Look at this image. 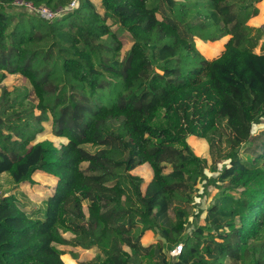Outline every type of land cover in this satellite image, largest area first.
<instances>
[{
  "label": "trees",
  "instance_id": "trees-1",
  "mask_svg": "<svg viewBox=\"0 0 264 264\" xmlns=\"http://www.w3.org/2000/svg\"><path fill=\"white\" fill-rule=\"evenodd\" d=\"M15 1L0 0V86L17 73L31 89L2 86L0 173L57 182L43 212L0 197V264H65L59 245L95 247L84 264H264V128L252 132L264 119V28L247 24L258 0H97L102 12L76 0L51 20ZM120 31L132 42L122 57ZM195 39L223 47L204 57ZM44 124L66 142L37 140ZM220 160L204 224L183 237L195 185ZM144 163L143 190L131 171ZM146 230L163 240L142 245Z\"/></svg>",
  "mask_w": 264,
  "mask_h": 264
},
{
  "label": "rangeland",
  "instance_id": "rangeland-1",
  "mask_svg": "<svg viewBox=\"0 0 264 264\" xmlns=\"http://www.w3.org/2000/svg\"><path fill=\"white\" fill-rule=\"evenodd\" d=\"M94 2H95L96 7L98 8V10L100 12H102L101 8L99 7L98 1L94 0ZM254 5H255V7H257L258 12L256 15L251 16L248 19L247 24L254 29L264 28V0H258L257 2H255ZM15 7H19V8H11V9H15L16 11H25L28 13L38 14L35 10L30 9L29 7H27L25 5L16 4ZM107 23H110V20H108ZM111 28L114 30V29H116V26L112 25ZM119 34H120L119 38L122 42V48L120 50V56L122 57L125 54V52L130 49L132 42H131V37H130L128 32L120 31ZM225 38H226V36H225ZM260 41H262V40H260ZM260 41H259V43H260ZM195 42L197 43L196 48L198 49V51L201 54L203 53L205 56H210L218 48L223 47L221 40L209 41V40L195 39L194 43ZM259 43L254 48L255 52H259V50H260L259 49ZM210 58H212V57H210ZM2 86H4L7 91H11L14 88H22V89L25 88L28 90L31 89L29 82L22 75L17 74V73L6 75L4 80L1 82L0 94L2 93ZM44 128L46 129V131L43 132L42 134L38 135L37 140L49 139V140L53 141L56 146H59L61 141H65V139L63 137H57V136H54L53 134H51L48 124H44ZM262 128H264V119L261 123L253 125L252 132L256 133L257 131H259ZM186 141H187L188 145L191 147V149L193 150L195 155L206 157L208 164L211 162L210 157H209V153H208V145L204 139H200V138L193 135V136H191V138L187 137ZM84 147L87 150H89L90 152L95 151V149L97 148V147H92L90 145H85ZM228 163H229L228 160H220V161L216 162V169L215 170H210V168L204 169L203 172H204V175L206 176V178L205 179L201 178L200 180L197 181V183L195 185L194 192H193V202H192L194 213L191 214L186 220V224H185L186 226H185V229L183 232V237H185L186 235H189L196 226L204 224L203 218L205 216V211L214 202L215 197L217 196V192L220 190V188L218 189L217 186H215V184H213L209 180V178L216 177L223 170V168L225 166H228ZM82 165L84 166L85 163ZM169 168H170V166L167 165V167L165 168V171H168ZM131 173L134 175H138V176L142 177L143 182H142L141 186L144 190L147 182L150 180L149 178H150V175L152 173L150 166L148 164L144 163V164L139 165L136 168H134L131 171ZM0 174H1L0 175V197H1L3 194H5L7 192H11V190L15 186L11 180V177L9 176V174L7 172H5L3 174L0 173ZM44 174L36 176V178L37 177L39 178V181L37 183L38 184L37 191L33 193V195H34L33 197L31 196V191L27 190L28 191L27 197L29 198V203L26 202L25 199L24 200L28 205L29 204L35 205V201H36L35 197H37V195H39L37 198L39 201L41 199V195L45 191H48L49 189H52L55 186L54 180L49 177L51 175L46 174L47 175L46 176ZM216 183H218V182H216ZM218 184H220V183H218ZM36 206L40 207L41 203L39 205H36ZM33 207H35V206H33ZM33 209L38 210V208H33ZM63 235H64V237L65 236L68 237L71 234L69 232H65ZM158 239L163 240L159 234L153 233L151 230H148L147 232L145 231L144 234L142 235L141 244L142 245H148L150 243H155ZM177 245H175L173 249L169 250L170 255H174L179 251ZM59 248H61L64 251V253L61 255V259H64V261H68L67 257L64 256L65 253L70 254L71 252L75 251V250L72 251L73 248L71 246H68V245H60ZM74 253L77 254L76 256H78V259L80 260V261L76 260L77 263L84 264L85 261L88 260V258H90L93 255V253L95 255L97 253V251L95 249L91 248V249H87V250H81L78 252L76 251ZM74 258H76V257H74ZM143 260L145 263H146V261L149 262V260L147 258H144Z\"/></svg>",
  "mask_w": 264,
  "mask_h": 264
},
{
  "label": "crops",
  "instance_id": "crops-1",
  "mask_svg": "<svg viewBox=\"0 0 264 264\" xmlns=\"http://www.w3.org/2000/svg\"><path fill=\"white\" fill-rule=\"evenodd\" d=\"M94 1V0H93ZM97 1V0H96ZM95 3V2H94ZM227 37V36H226ZM224 38V37H223ZM222 39V38H221ZM220 39V40H221ZM58 137V136H57ZM64 138V137H63ZM65 139V138H64ZM64 142H66V139H65V141H61V143H64ZM60 143V144H61ZM147 164V163H146ZM142 165V164H141ZM3 173H5V172H3ZM2 173V174H3ZM44 174V172H42V171H36L34 174H33V178H34V180H35V184H32V185H30L29 183H27V182H23V183H20L19 185H15L14 184V188L11 190V192H7V193H5V194H9V193H12V194H14L24 205H25V209L28 211V210H35V209H33V208H38V209H40L41 208V212H43V201L46 199V197L53 191V189H54V187L52 188V189H49L48 191H45L42 195H41V199L38 201V196L39 195H37V197H35V205L34 204H27L26 202H28L29 203V198L27 197V195H28V191L27 190H30L31 191V196L33 197L34 195H33V193L34 192H36L37 191V187H38V181H39V178L37 177L36 178V176H38V175H43ZM1 175V174H0ZM44 175H46V173L44 174ZM47 176V175H46ZM151 176H152V173H151V175H150V178H151ZM50 178H52L53 180H54V183H55V185H56V182H57V178L56 177H54V176H49ZM149 178V179H150ZM28 188V189H27ZM26 200V202H25V200ZM41 203V206L39 207V206H36V205H39L40 203ZM33 206H35V207H33ZM148 230H146V232H147ZM71 234V233H70ZM71 236V235H70ZM70 236H68V237H66L65 236V238H69ZM60 246V245H59ZM58 246V247H59ZM72 247V246H71ZM73 249H72V251L73 250H75L74 252H78V251H81V250H87V249H81V248H79V247H72ZM91 249V248H90ZM93 249H95L96 250V248L95 247H93ZM77 255V254H76ZM64 256H66L67 257V259H68V261H64V259H62L63 261H64V263L65 264H79V263H77V261L76 260H79L78 259V256H76V258H74V256L72 257L71 256V254H64ZM94 256V253H93V255L90 257V258H92ZM90 258H88V259H90ZM80 261V260H79Z\"/></svg>",
  "mask_w": 264,
  "mask_h": 264
},
{
  "label": "built area",
  "instance_id": "built-area-1",
  "mask_svg": "<svg viewBox=\"0 0 264 264\" xmlns=\"http://www.w3.org/2000/svg\"><path fill=\"white\" fill-rule=\"evenodd\" d=\"M14 3L19 4V5H25V6L29 7L30 9L35 10L38 13L37 14L38 16L51 20V19L56 18L60 15H63L66 11L73 9L74 6L76 5V0H71L67 7H60L56 10H51L50 8H48L44 5L34 6L31 3L23 2L21 0H17ZM177 247L180 250L181 245L178 244Z\"/></svg>",
  "mask_w": 264,
  "mask_h": 264
},
{
  "label": "clouds",
  "instance_id": "clouds-1",
  "mask_svg": "<svg viewBox=\"0 0 264 264\" xmlns=\"http://www.w3.org/2000/svg\"><path fill=\"white\" fill-rule=\"evenodd\" d=\"M181 249V248H180Z\"/></svg>",
  "mask_w": 264,
  "mask_h": 264
}]
</instances>
